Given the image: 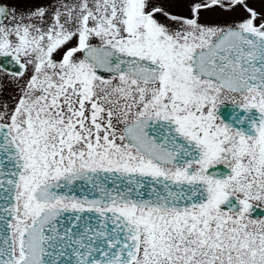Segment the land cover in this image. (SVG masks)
<instances>
[{
    "label": "snow or ice",
    "instance_id": "obj_1",
    "mask_svg": "<svg viewBox=\"0 0 264 264\" xmlns=\"http://www.w3.org/2000/svg\"><path fill=\"white\" fill-rule=\"evenodd\" d=\"M19 3L0 0V264H264V0ZM225 102L261 115L235 127Z\"/></svg>",
    "mask_w": 264,
    "mask_h": 264
},
{
    "label": "flooded vegetation",
    "instance_id": "obj_2",
    "mask_svg": "<svg viewBox=\"0 0 264 264\" xmlns=\"http://www.w3.org/2000/svg\"><path fill=\"white\" fill-rule=\"evenodd\" d=\"M25 6V0H20V3L18 4V7H24ZM17 70H18V66H17ZM101 75H104L105 77H107L108 73H100ZM217 115L225 122V123H231L233 124V126L241 128V129H249L250 128V124L249 121L252 119H256L258 118L261 114H259L256 109H249L247 111L238 108L235 105H232L231 103L225 102L224 104L218 106L217 109ZM241 117H243V121L241 123H237V121H239L241 119ZM217 166L218 168H224V169H228L226 168L224 165L222 164H217L214 165ZM222 170L219 172L218 178H223L224 174ZM230 173V169H228V173ZM226 175V174H225ZM230 206H235L237 209L239 208V204L236 200L235 197H229L228 201L225 202V204L221 205V208L224 210H227V208H229ZM257 209H255L254 211H252L250 214L252 216H264V204H259L257 205ZM264 218V217H262Z\"/></svg>",
    "mask_w": 264,
    "mask_h": 264
},
{
    "label": "water",
    "instance_id": "obj_3",
    "mask_svg": "<svg viewBox=\"0 0 264 264\" xmlns=\"http://www.w3.org/2000/svg\"><path fill=\"white\" fill-rule=\"evenodd\" d=\"M222 170L223 173L221 174H227L228 173V169H224L223 167L220 169L217 166H210L208 171V174H212L213 172H216L217 174H219V172Z\"/></svg>",
    "mask_w": 264,
    "mask_h": 264
},
{
    "label": "rangeland",
    "instance_id": "obj_4",
    "mask_svg": "<svg viewBox=\"0 0 264 264\" xmlns=\"http://www.w3.org/2000/svg\"><path fill=\"white\" fill-rule=\"evenodd\" d=\"M178 10V9H177Z\"/></svg>",
    "mask_w": 264,
    "mask_h": 264
}]
</instances>
